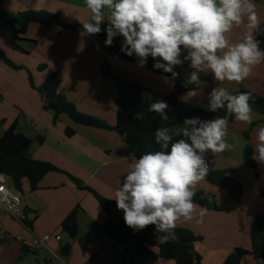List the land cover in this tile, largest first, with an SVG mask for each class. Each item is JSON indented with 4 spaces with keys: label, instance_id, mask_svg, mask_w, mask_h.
<instances>
[{
    "label": "crops",
    "instance_id": "obj_1",
    "mask_svg": "<svg viewBox=\"0 0 264 264\" xmlns=\"http://www.w3.org/2000/svg\"><path fill=\"white\" fill-rule=\"evenodd\" d=\"M39 2L1 0L0 10L16 16L27 9L37 11ZM253 2L260 27L264 25V5L257 0ZM41 11L57 15L66 25H81L90 17L84 0H45ZM246 23L247 17L244 24L234 26L227 34L230 43L243 39ZM102 25H107V22ZM15 34L0 20V50L18 67H9L0 58V130L4 133L16 122V132L31 140V158L60 171L45 175L33 192L23 181L26 186L21 187V193L22 207L32 233L38 236L46 233L60 235L61 242L52 239L46 248L29 252L25 244L32 240L30 232L9 216H0L6 234L5 242L0 243V264H121V257L126 256L125 248L105 233L107 214L93 195L77 188L71 178L79 180L100 197L114 201L119 181L130 170L132 153L114 131L77 125L66 115H61L54 122L53 114L43 110L44 100L35 88L40 87L48 76L55 75L60 83L59 92L79 113L98 118L113 127L116 123V82L138 84L145 89L146 97L156 102L173 92L178 82L185 83L193 69L189 62L176 67L174 70L179 75L174 87H170L161 79L163 76L111 55L105 41L94 43L89 35L65 30L57 24L31 23L22 40L17 41L23 51L13 48ZM103 62L110 65L116 81L102 77L100 65ZM42 65L43 69L39 70ZM29 78L35 88L30 85ZM215 86L225 87L233 94L244 90L264 97V61L253 68L251 77L239 84L220 83L210 73L201 72L195 89L179 95L178 109L183 112L208 110V93ZM182 125L174 127V130L181 131ZM258 125H264V116L260 114L251 125L234 119L229 122L227 138L233 148L206 156L210 170H233L230 177L242 185L240 201L229 200L223 188L201 181L196 193L213 195L220 210H207L201 217L197 209L191 220L177 222V227L190 231L197 238L193 249L201 256V264H223L238 248L245 251L240 264H264V259L253 258L251 250L255 217L264 214V198L259 195L264 190V165L255 161L256 170H250L242 160L245 145L252 146L254 156ZM67 128L74 131L70 137L65 134ZM244 132L248 133V139L244 138ZM74 208L78 209L77 236L68 243L60 224ZM118 212L117 208L114 209V218L124 221L118 220ZM66 244L70 245V252L64 255L61 248ZM42 249L44 254H41ZM151 250L157 253L155 248ZM126 260L129 264H174L161 258Z\"/></svg>",
    "mask_w": 264,
    "mask_h": 264
},
{
    "label": "clouds",
    "instance_id": "obj_2",
    "mask_svg": "<svg viewBox=\"0 0 264 264\" xmlns=\"http://www.w3.org/2000/svg\"><path fill=\"white\" fill-rule=\"evenodd\" d=\"M90 12L82 23L83 34L96 35L107 22L106 46L116 36L123 37L120 51L135 56L140 67L147 59L153 67L170 73L161 79L174 87L179 73L174 69L189 62L193 69L185 84H198L200 73H210L215 81L242 83L252 76L253 68L264 61V49L255 33L259 17L253 0H84ZM45 0L36 10L41 11ZM243 39L230 43L228 33L245 23ZM186 53V54H185ZM182 57V58H181ZM253 93L233 94L225 87L215 86L208 93V111L225 109L228 116L245 125L256 117L252 107ZM169 105L157 100L148 107L161 120L169 121ZM229 120L216 116L210 120L185 118L181 131L161 126L154 132L159 150L144 152L139 158L131 155L130 170L114 191L117 210L123 212L126 226L142 231L155 226L157 240L163 244L176 238L180 220L188 221L199 209L203 217L207 209L196 204V188L209 172L206 159L229 151ZM179 137V138H177ZM253 160L264 165V125L255 130ZM175 138V139H174ZM0 188V192H4ZM18 200L19 196L13 197Z\"/></svg>",
    "mask_w": 264,
    "mask_h": 264
},
{
    "label": "trees",
    "instance_id": "obj_3",
    "mask_svg": "<svg viewBox=\"0 0 264 264\" xmlns=\"http://www.w3.org/2000/svg\"><path fill=\"white\" fill-rule=\"evenodd\" d=\"M1 1V0H0ZM264 5V0H257ZM0 20L6 26L15 31L13 42L14 50L23 51L17 41L26 34L28 26L31 23H38L44 26L57 24L61 28L77 33H83L82 25H66L63 24L57 15L45 11H34L27 9L16 16L8 15L0 10ZM102 31L96 35H89L95 43L105 41L107 33L104 29L107 25H101ZM259 46L264 49V25L259 27L255 33ZM123 37L116 36L113 39V44L108 46V52L116 56L119 60L138 65L135 56H127L120 51ZM0 58L2 61L13 69H18L2 54L0 50ZM154 61L151 57L147 59L144 67L152 74L171 77L170 73H164L162 70L153 67ZM140 67V66H139ZM43 65L39 67L42 69ZM100 73L107 80H115L110 65L103 62L100 65ZM30 79V78H29ZM116 81V80H115ZM30 85L35 88L30 79ZM59 81L55 75L48 76L43 84L35 88L44 100L43 110L53 114L54 122L61 116L66 115L74 124L82 125L95 129L111 130L116 132L124 144L129 148L132 155L139 158L144 152L151 150H159V145L155 144L154 132L161 126L174 127L182 125L185 118L199 117L201 120H210L216 116H227L229 122L234 120V117L228 116L225 109H220L218 112L197 109L191 112H183L178 109V97L184 92L195 89V85L178 82L174 91L165 95L161 100L169 105L167 114L169 121L161 120L157 113L149 112L148 107L155 101L148 99L145 94V89L132 82H116V123L113 127L108 126L105 122L98 118L90 117L79 113L74 105L59 92ZM240 92H248L241 90ZM254 101L252 107L254 112L264 116V97L253 93ZM14 122L0 136V173L7 174L11 177L12 183L16 189L21 191L23 181L28 184L30 191H35L42 178L51 172L60 171L52 165L44 162L35 161L29 154L31 140L26 136L19 134L15 129ZM66 136L70 137L74 134L71 128L65 130ZM243 136L248 139V133L244 132ZM175 139V138H174ZM242 160L247 168L256 170V162L253 160V148L250 145H245L242 151ZM232 169L227 170H210L203 181L221 187L227 192V198L234 202H239L242 196V185L234 181L230 175ZM258 176L257 173L254 174ZM74 185L79 189H84L91 193L98 202L100 208L107 214L108 222L104 225V231L107 235L113 238L118 244L125 248L126 256L121 257V264H129L136 258L152 259L158 258L168 259L174 264H201V256L193 249V244L197 238L188 230L176 227V238L166 243L161 244L157 240L155 226H148L142 231H134L125 225L124 221H117L114 218L113 211L116 209V202L106 200L100 197L96 192L74 178H71ZM259 195L264 198V190L259 192ZM196 204L209 211H219V207L215 197L211 194L198 192L194 198ZM77 208H74L68 216L60 224V229L71 240L77 236ZM151 248H155L157 253ZM251 250L253 258L256 260L264 259V214L257 215L254 220L251 233ZM64 255L69 254L70 245L66 244L61 248ZM245 256V251L236 249L223 264H240Z\"/></svg>",
    "mask_w": 264,
    "mask_h": 264
},
{
    "label": "built area",
    "instance_id": "obj_4",
    "mask_svg": "<svg viewBox=\"0 0 264 264\" xmlns=\"http://www.w3.org/2000/svg\"><path fill=\"white\" fill-rule=\"evenodd\" d=\"M0 188L5 191L0 192V216L7 215L13 219L16 223L21 225L25 230L30 232L32 240L25 244V248L29 252H35L40 248H46L47 243L50 240L61 242V236L46 233L41 236L32 233L30 226L27 223L26 215L22 207V193L16 189L12 183V179L9 175L0 173ZM19 196L18 200L13 197ZM6 234L0 221V243L5 242Z\"/></svg>",
    "mask_w": 264,
    "mask_h": 264
},
{
    "label": "rangeland",
    "instance_id": "obj_5",
    "mask_svg": "<svg viewBox=\"0 0 264 264\" xmlns=\"http://www.w3.org/2000/svg\"><path fill=\"white\" fill-rule=\"evenodd\" d=\"M42 69H43V68H42ZM39 70H41V69H39ZM2 135H3V133H2V131L0 130V136H2ZM24 183H25V182L22 183L21 187H22V186H26V185H24ZM118 213H120V214H119V217H118V218H120V219H118V220L123 219V212H122V211H119ZM12 220H13V219H12ZM13 221H14V220H13ZM14 222H15V221H14ZM64 239H65V242H68V243L71 242V239L68 238L67 235L64 237ZM44 253H45V251L42 249V250H41V254H44Z\"/></svg>",
    "mask_w": 264,
    "mask_h": 264
},
{
    "label": "water",
    "instance_id": "obj_6",
    "mask_svg": "<svg viewBox=\"0 0 264 264\" xmlns=\"http://www.w3.org/2000/svg\"><path fill=\"white\" fill-rule=\"evenodd\" d=\"M250 254V253H249Z\"/></svg>",
    "mask_w": 264,
    "mask_h": 264
}]
</instances>
